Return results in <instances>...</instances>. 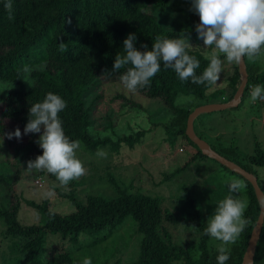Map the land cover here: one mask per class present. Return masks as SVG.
Returning a JSON list of instances; mask_svg holds the SVG:
<instances>
[{
    "label": "trees",
    "instance_id": "16d2710c",
    "mask_svg": "<svg viewBox=\"0 0 264 264\" xmlns=\"http://www.w3.org/2000/svg\"><path fill=\"white\" fill-rule=\"evenodd\" d=\"M5 2L6 0H0V83L7 85L4 93L0 92V133L11 130L8 126L10 122H17V128L23 133L30 106L42 102L45 95L52 92L66 101L67 106L59 116L64 133L70 140L80 141V145L89 152H95L107 143L114 151L123 143L132 147L139 141L142 130L137 129L129 135H117L110 143L107 138L94 136L92 130V115L96 101L100 98L96 92L101 83L122 84L120 76L126 68L113 70L112 65L117 53L124 54L123 40L127 35L135 33L137 40L134 46L141 51L144 50L140 48L141 44L148 45L150 50L157 35L185 38L191 45L187 49L188 54L195 56L200 62L196 75H200L208 64L199 43L196 46L191 44L194 39H199L195 31V14L189 11L190 0H12V20L8 19ZM172 10L181 13L183 19L171 24ZM165 16L169 18L168 24L163 23ZM61 42L67 51L61 50ZM245 57L243 59L247 80L239 103L247 95L248 84L264 85V72L252 71ZM25 66L33 69L30 74L23 71ZM232 66V79L222 89L223 101L232 97L237 86L236 63ZM210 87L207 84H193L190 80L181 81L172 69H165L161 64V70L151 79L150 87L139 88L136 92L144 98H156L166 106L171 111L172 124L177 126L174 133L187 139L184 126L190 110L174 107L173 99L177 94H191L203 98ZM213 93L214 91L208 92L210 96L215 95ZM116 96L128 106H141L134 98L130 99L120 93ZM121 106L123 107V103ZM105 117L103 127H112L109 114ZM38 134L22 136L24 141L21 145L33 159L42 154V149L35 143ZM3 140L13 147L17 145L15 137ZM188 141L195 150L192 157L204 156ZM244 158H247L249 165L264 166V150H255V153ZM238 165L251 172L245 165ZM12 168L11 184L16 180L18 172L15 165ZM176 171L178 170L164 174L163 177L169 178ZM251 173L255 175V172ZM110 180L116 191L114 197L87 194L80 200L70 193L66 197L73 203L74 209L65 214L49 209L47 199L39 203L23 200L43 216L41 224L29 225L18 222L16 212L19 200L14 195L12 185H7L9 201L6 206L0 205V219L4 223L3 235L18 238L15 245L26 264H74L67 251L38 257L46 233H59L62 237L75 239L79 233L98 232L108 228L106 233L92 241L96 243L126 216H130L140 234L137 259L133 264H171L173 261H180L182 264H217L218 249L207 246L210 236L203 234L205 223L200 220L191 201V216L200 235L193 245L186 247L171 241L170 234L163 229L162 220L176 222L177 219L169 211H162L160 197L139 191L127 192ZM242 180L246 185L244 193L247 202L244 218L249 223L231 245L229 259L225 264H240L258 213L253 190L244 178ZM0 181L3 183L1 178ZM257 184L259 185L258 180ZM252 264H264V217Z\"/></svg>",
    "mask_w": 264,
    "mask_h": 264
},
{
    "label": "rangeland",
    "instance_id": "374dc122",
    "mask_svg": "<svg viewBox=\"0 0 264 264\" xmlns=\"http://www.w3.org/2000/svg\"><path fill=\"white\" fill-rule=\"evenodd\" d=\"M170 15L171 24L183 19L181 13L173 10ZM168 19L165 16L163 23L168 24ZM198 43L205 56L212 51L211 48H203L202 40L194 39L191 42L195 46ZM220 58L224 61L220 80L215 85H211L205 96L198 98L191 94H177L173 99L174 107L192 110L198 105L222 100V89L232 79L234 68L233 63H228L223 55ZM245 59L251 65L252 71L264 72V47L259 56L253 60H249L247 56ZM6 88V84L0 83L1 93H4ZM211 91H214L215 95L210 96L208 92ZM96 93L100 98L96 101L92 115L93 135L107 138L110 143L117 135H129L138 129L143 131L139 135V141L132 147L123 143L116 151L110 149L108 143L95 152H89L80 145L76 155L83 163L85 174L67 185H61L56 177L46 170L27 169L26 162L33 158L21 145L24 141L23 137L17 140L16 147L3 140L0 144V178L3 180V183L0 181V205H7L9 193L6 187L12 185L14 195L19 200L16 212L18 222L21 225L41 224L42 214L23 200L39 203L47 199L49 209L65 214L74 209L73 203L66 197L70 193L80 200H83L87 194L101 195L105 198L114 197L116 191L110 180L112 179L127 192L139 191L160 197L162 211H169L177 219L176 222L162 220V227L170 234L171 241L186 247L193 245L200 232L197 228L189 227L191 225L196 227L191 216L190 201L206 226V221L214 213L217 202L228 194L224 181L233 178L243 182L242 178L212 158L192 157L195 152L194 147L189 143L188 138L187 140L181 134L174 133L177 126L171 122V111L158 99L144 98L137 92L130 93L118 82L101 83ZM118 93L130 99L134 98L141 106H128L116 96ZM106 114L110 117L109 121L112 124L110 128L103 127ZM12 124L13 122L8 123L11 128L9 132L14 131L19 125L17 122L13 126ZM192 127L194 132L217 153L255 172L264 192V182H261L262 179L264 180V166L249 165L247 158H244L248 154L255 153V150H264V102L257 100L252 102L250 95L243 96L237 106L197 115ZM38 137L39 134L36 140ZM13 165L17 167L18 172L16 180L11 184ZM175 169L178 171L169 178L163 177L164 174L168 175ZM234 195L246 201L244 189ZM3 229L4 223L0 219V264H26L18 246L15 245L18 238L4 236ZM107 230L108 228H104L98 232L79 233L75 239L62 237L59 233H46L38 257L67 251L74 264H83L86 258L91 259V264H133L137 259L140 234L132 218L126 216L103 239L96 243L92 242ZM221 243L212 237L207 240V246L212 249H218ZM232 244L226 247L230 249ZM171 264L182 263L173 261Z\"/></svg>",
    "mask_w": 264,
    "mask_h": 264
},
{
    "label": "clouds",
    "instance_id": "9594fccd",
    "mask_svg": "<svg viewBox=\"0 0 264 264\" xmlns=\"http://www.w3.org/2000/svg\"><path fill=\"white\" fill-rule=\"evenodd\" d=\"M4 8L8 11V19L12 15V0H6ZM189 11L199 16L195 24L197 38L203 41V48L212 51L206 53L208 64L200 75L196 70L199 60L188 54L191 45L185 38H168L157 35L151 49L141 44L137 49L135 33H129L123 40V55L117 53L113 62V70L126 68L120 81L130 93L139 88L150 87L151 79L161 70L172 69L181 81H191L196 85H215L223 72L221 55L228 63L239 64L245 56L253 60L264 47V0H190ZM62 51H67L63 42ZM33 69L25 66L23 71L30 74ZM30 86V85H29ZM264 94V85H254L251 90V101L255 102ZM67 104L59 95L48 92L42 102H37L28 109V120L23 135L39 133L36 144L42 154L34 160L26 162L28 170L44 171L54 175L61 185L80 178L85 168L76 152L80 141L70 140L65 135L59 113ZM4 137L11 140L22 138L19 128L12 132L0 133V144ZM104 155V153H99ZM228 194L217 202L214 213L207 219L203 234L221 241L218 248L217 264H225L229 259V244L235 243L249 221L244 218L247 202L236 197L246 185L237 179L224 181ZM183 195V193H182ZM196 229L194 225L189 226ZM83 264H91L86 258Z\"/></svg>",
    "mask_w": 264,
    "mask_h": 264
},
{
    "label": "water",
    "instance_id": "95a60500",
    "mask_svg": "<svg viewBox=\"0 0 264 264\" xmlns=\"http://www.w3.org/2000/svg\"><path fill=\"white\" fill-rule=\"evenodd\" d=\"M195 18H196V24L199 23V16L195 14ZM236 66L238 72V82L232 94V97L223 102H207L198 105L194 107L192 110H190L185 119L184 134L197 147V149L200 151L202 155L214 159L215 161H217L219 164L223 165L230 171L234 172L237 175H240L250 184L255 199L257 201L258 213L254 221V224L250 230L249 237L246 241V246L242 253L240 264H252L255 244L259 237L260 229L263 223L264 193L257 184L256 176L253 173L245 170L235 162L217 153L214 149L210 147V145L204 139L199 137L194 132L192 127L193 119L201 113L211 112L214 110H221L238 105L246 84L247 72L245 69L244 59L242 60L241 63L236 64Z\"/></svg>",
    "mask_w": 264,
    "mask_h": 264
},
{
    "label": "built area",
    "instance_id": "2783aa9c",
    "mask_svg": "<svg viewBox=\"0 0 264 264\" xmlns=\"http://www.w3.org/2000/svg\"><path fill=\"white\" fill-rule=\"evenodd\" d=\"M252 88H253V86H252L251 84H248V85L246 86V92H247V95H250V94H251V90H252ZM257 101H259V102H264V95L262 94L261 97H259V98L257 99ZM179 149H180V148H179Z\"/></svg>",
    "mask_w": 264,
    "mask_h": 264
},
{
    "label": "crops",
    "instance_id": "0c3cea01",
    "mask_svg": "<svg viewBox=\"0 0 264 264\" xmlns=\"http://www.w3.org/2000/svg\"><path fill=\"white\" fill-rule=\"evenodd\" d=\"M217 102H223V100H221V101H217ZM194 119H195V118H194ZM194 119H193V120H194Z\"/></svg>",
    "mask_w": 264,
    "mask_h": 264
}]
</instances>
